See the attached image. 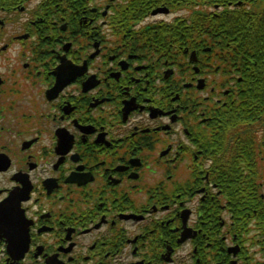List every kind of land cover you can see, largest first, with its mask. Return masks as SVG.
I'll return each mask as SVG.
<instances>
[{
	"label": "flooded vegetation",
	"instance_id": "1",
	"mask_svg": "<svg viewBox=\"0 0 264 264\" xmlns=\"http://www.w3.org/2000/svg\"><path fill=\"white\" fill-rule=\"evenodd\" d=\"M43 2L0 0V264H264L261 213L164 153L178 74L104 35L113 5Z\"/></svg>",
	"mask_w": 264,
	"mask_h": 264
},
{
	"label": "trees",
	"instance_id": "2",
	"mask_svg": "<svg viewBox=\"0 0 264 264\" xmlns=\"http://www.w3.org/2000/svg\"><path fill=\"white\" fill-rule=\"evenodd\" d=\"M91 1L62 3L87 6ZM165 5L173 11L189 9L191 14L171 26L135 29L149 10ZM203 8L219 9L220 13ZM110 23L118 35L134 34L146 48L148 44L162 53V48L194 49L211 56L206 61L216 68L210 69L211 75L222 77L219 85L224 81V86L228 78L235 82V99L222 113L224 124L214 136L216 181L222 189L228 185L234 198L246 190L243 193L253 204L257 179L260 175L264 178V172H259L264 168V0H122L112 11ZM204 49L210 51L205 53ZM237 78L242 81L237 82Z\"/></svg>",
	"mask_w": 264,
	"mask_h": 264
},
{
	"label": "water",
	"instance_id": "3",
	"mask_svg": "<svg viewBox=\"0 0 264 264\" xmlns=\"http://www.w3.org/2000/svg\"><path fill=\"white\" fill-rule=\"evenodd\" d=\"M158 12H162V11H157V12H155V14H157Z\"/></svg>",
	"mask_w": 264,
	"mask_h": 264
},
{
	"label": "rangeland",
	"instance_id": "4",
	"mask_svg": "<svg viewBox=\"0 0 264 264\" xmlns=\"http://www.w3.org/2000/svg\"><path fill=\"white\" fill-rule=\"evenodd\" d=\"M173 18H174V16H173ZM173 18H172V19H173ZM170 19H171V18H169V20H170ZM172 19H171V20H172Z\"/></svg>",
	"mask_w": 264,
	"mask_h": 264
}]
</instances>
